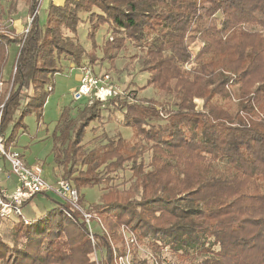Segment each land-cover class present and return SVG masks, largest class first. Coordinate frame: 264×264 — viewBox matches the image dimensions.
Listing matches in <instances>:
<instances>
[{"label": "trees", "instance_id": "1", "mask_svg": "<svg viewBox=\"0 0 264 264\" xmlns=\"http://www.w3.org/2000/svg\"><path fill=\"white\" fill-rule=\"evenodd\" d=\"M23 1L32 18L27 33L0 32L5 152L17 151L27 115L42 119L65 64L106 61L113 69L130 44L147 78L129 90L132 101L107 102L132 129L129 139L96 135L105 110L98 101L61 110L51 135L55 168L79 200L82 189L95 187L101 202L86 209L89 226L62 201L30 224L15 218L14 245L0 239V264H264V0L50 1L42 24L37 0ZM82 14L88 50L78 40ZM101 28L112 42L99 47ZM222 86L234 88V102L216 99ZM149 87L171 103L138 99ZM140 246L151 263L138 256Z\"/></svg>", "mask_w": 264, "mask_h": 264}, {"label": "rangeland", "instance_id": "2", "mask_svg": "<svg viewBox=\"0 0 264 264\" xmlns=\"http://www.w3.org/2000/svg\"><path fill=\"white\" fill-rule=\"evenodd\" d=\"M50 1L57 5H61L65 0H43L41 8L38 11L40 24L45 21V7ZM27 9V5L23 0H0V32H7V30H10L17 35L26 34V28H29V24L32 21V18L27 14ZM81 18L83 21L78 28V40L83 47L88 50L90 48V43L86 38L87 24L84 22L85 15L82 14ZM110 37L111 35H109L106 28H101L96 36L97 45L100 47L106 39L112 42ZM201 46L202 43L198 39L195 40L190 44V52L194 55ZM15 51L14 47L9 49V59L3 71V80H7L10 75ZM97 54L101 56L100 50L97 51ZM137 54L138 51L133 46L126 44L121 48L119 58H117L113 69L110 68V65L106 61L99 62L94 67H85L93 69L97 74L108 73L114 83L121 89L123 88L127 91L130 89H140L145 86L147 75L145 73H139L138 60L137 58H133V56ZM65 67L62 73L54 76V90L46 100L42 112V119L38 122L34 113L27 115L24 118L26 130L23 133L20 131L17 138V151L23 154L22 160L29 165L38 164L41 166L43 178L49 185H54L59 180L63 179H61V170L55 168L53 154L51 152L53 146L51 135L59 119L60 112L64 107L86 103L85 100L73 102L72 92L78 85L77 76L79 72L76 69L70 71L68 64H65ZM185 67L186 70L190 69L188 65ZM7 86L8 85L5 83L3 88ZM216 94V99L221 103L234 102V88L231 86H222L218 88ZM137 98L153 100L163 106L169 105L172 101V97L150 87L138 92ZM198 105L200 107V102ZM102 108L105 109L102 113V124L96 135L105 132L108 136L120 134L126 139L131 138L133 134L132 129L125 128L121 124L122 113L116 108L108 107L107 103L104 104ZM91 126H98V123H94ZM92 136V134L88 133L86 140H89ZM6 176H10L11 181L16 183V178L11 172L9 163L6 160L4 162L0 161L1 188H5L3 185L7 186L9 180ZM101 196L102 192L98 188L82 189L80 191L79 205L82 209L86 210L90 205L101 202ZM58 201L60 202L62 200L53 193H47L46 196L42 194L37 195L31 202L22 208V214L29 221L37 219L39 215H43L45 212L51 210ZM0 219V239L9 246H12L14 245L13 224L16 219L14 217L9 220ZM91 222L90 220L89 223L91 224ZM138 250L139 257L147 259L149 263L152 262L149 252L144 247L140 246ZM165 257L166 260H169L170 255L167 254ZM49 264L56 263L51 261Z\"/></svg>", "mask_w": 264, "mask_h": 264}, {"label": "built area", "instance_id": "3", "mask_svg": "<svg viewBox=\"0 0 264 264\" xmlns=\"http://www.w3.org/2000/svg\"><path fill=\"white\" fill-rule=\"evenodd\" d=\"M42 2L43 0H37L34 15L38 14ZM27 31L28 27L26 28ZM110 40L112 41V38ZM76 70L79 72V79L77 87L72 92L73 102L85 100L87 105H91L94 101H98L103 107L104 104L113 99L133 100L132 94L116 85L108 73L95 74L89 67H81ZM48 91L52 92V88L49 87ZM0 155L9 163L11 172L16 178L15 186L12 189L0 187V218L9 220L14 217L22 220L24 224H30V221L22 214L23 204L34 196L53 193L78 211L85 223L90 225L91 214L80 207L78 192L71 188L68 182L59 180L54 185H49L43 178L41 166L26 164L16 150L4 151L1 136ZM9 177L7 176V178ZM125 261L121 260L120 263L127 264V260Z\"/></svg>", "mask_w": 264, "mask_h": 264}, {"label": "crops", "instance_id": "4", "mask_svg": "<svg viewBox=\"0 0 264 264\" xmlns=\"http://www.w3.org/2000/svg\"><path fill=\"white\" fill-rule=\"evenodd\" d=\"M79 79V75L77 76V80ZM53 90H54V87H53ZM74 90V89H73ZM7 178V176H6ZM9 181L7 182V186L3 185L5 188L7 189H12L14 186H15V183L13 181H11V178H7ZM45 180V179H44ZM1 179H0V185L2 187V183H1ZM46 181V180H45Z\"/></svg>", "mask_w": 264, "mask_h": 264}]
</instances>
